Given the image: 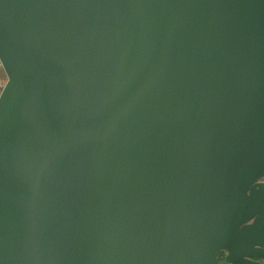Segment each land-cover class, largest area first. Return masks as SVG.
<instances>
[{"label": "water", "instance_id": "water-1", "mask_svg": "<svg viewBox=\"0 0 264 264\" xmlns=\"http://www.w3.org/2000/svg\"><path fill=\"white\" fill-rule=\"evenodd\" d=\"M0 264H264V0H0Z\"/></svg>", "mask_w": 264, "mask_h": 264}, {"label": "flooded vegetation", "instance_id": "flooded-vegetation-1", "mask_svg": "<svg viewBox=\"0 0 264 264\" xmlns=\"http://www.w3.org/2000/svg\"><path fill=\"white\" fill-rule=\"evenodd\" d=\"M256 183H264V175L262 176H259L257 179H256ZM262 263H264V259L261 260ZM218 264H228L227 261L224 259V257L222 258V260H220L218 262Z\"/></svg>", "mask_w": 264, "mask_h": 264}, {"label": "built area", "instance_id": "built-area-1", "mask_svg": "<svg viewBox=\"0 0 264 264\" xmlns=\"http://www.w3.org/2000/svg\"><path fill=\"white\" fill-rule=\"evenodd\" d=\"M0 67H2L1 64H0ZM2 69H3V67H2ZM3 71H4V69H3ZM6 80H7V76H6V73L4 71V74L3 75L0 74V93H1V90H2V88H3V86H4L5 82H6Z\"/></svg>", "mask_w": 264, "mask_h": 264}, {"label": "crops", "instance_id": "crops-1", "mask_svg": "<svg viewBox=\"0 0 264 264\" xmlns=\"http://www.w3.org/2000/svg\"><path fill=\"white\" fill-rule=\"evenodd\" d=\"M0 74H1V75L4 74V71H3L2 67H0Z\"/></svg>", "mask_w": 264, "mask_h": 264}]
</instances>
